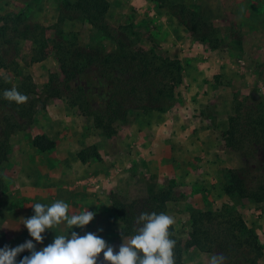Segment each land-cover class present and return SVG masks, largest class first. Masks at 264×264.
<instances>
[{
    "label": "rangeland",
    "instance_id": "rangeland-1",
    "mask_svg": "<svg viewBox=\"0 0 264 264\" xmlns=\"http://www.w3.org/2000/svg\"><path fill=\"white\" fill-rule=\"evenodd\" d=\"M107 1L105 22L130 49L154 50L177 60L181 74L172 97L161 102L162 109L146 112L131 106L109 134L68 97H46L42 89L50 76L63 78L57 45L67 41L112 61L113 41L85 21L60 22L62 0H0V17L24 13L28 23L39 25L37 33L46 41L41 46L32 38L14 40L0 66V77L11 85L29 75L35 84L33 96L39 99L32 119L10 136L8 159L0 167L6 180L0 195V232L7 245L15 248L33 240L39 251L56 235L93 232L118 252L122 223L114 203L145 197L151 187H164L173 192L165 213L174 218L179 240L187 237L191 208L215 210L227 205L257 234L261 246L257 263L264 264V201L224 190L230 170L247 168V181H254L263 157L228 148L222 136L237 102L258 105L264 114V0ZM170 4L196 11L208 28L183 21ZM77 81L90 87L93 103L102 104L107 97V83L96 68H86ZM42 134L55 142L51 149L33 146V138ZM56 200L68 203L69 216L88 209L96 213L94 220L83 229L62 223L46 230L43 243H38L23 218L34 215L35 203L51 205ZM212 254L217 253L191 247L183 260L207 264ZM98 264H104L103 254Z\"/></svg>",
    "mask_w": 264,
    "mask_h": 264
},
{
    "label": "trees",
    "instance_id": "trees-1",
    "mask_svg": "<svg viewBox=\"0 0 264 264\" xmlns=\"http://www.w3.org/2000/svg\"><path fill=\"white\" fill-rule=\"evenodd\" d=\"M168 7L174 12L178 11L183 21L188 19L200 29L208 28L207 22L196 11L184 5L170 4ZM108 8L107 0H62L59 21L65 18L79 19L90 24L113 41L114 58L109 61L102 55H94L67 41L60 43L56 53L63 78L50 76L43 85L42 93L46 97H68L71 105L83 115L90 116L96 127L109 134L113 132L112 124L125 118L131 106L146 112L162 109L161 102L172 97L181 74L177 60L164 58L154 50L130 49L129 43L105 22ZM0 20V66L7 61L8 52L18 38H32L35 43L46 45L43 34L37 33L39 25L28 23L24 13L7 14ZM40 52L42 54V49ZM37 58L41 59V55ZM89 67L96 68V73L107 83V97L102 104L93 103L94 94L90 87L77 81V76ZM12 87L29 97L27 103L17 105L3 98V91ZM33 95H36L35 84L29 75L24 76L17 85H11L0 77V167L8 159L10 136L34 115L39 99ZM261 110L258 105H251L246 100L237 102L232 107L222 134L228 148L247 155L260 153L263 157L254 181H247L250 170L241 167L230 170L224 187L227 194L236 193L241 198L255 201H264V114ZM32 142L35 148L42 151L51 149L55 144L43 134L36 135ZM5 190L6 180L0 170V195ZM172 200L170 188L151 187L145 197L129 202L116 201L114 204L122 231L127 236L133 235L138 227L135 223L138 215L143 212L165 213L167 204ZM189 222L190 228L184 242L174 235L173 226L170 229L171 238L176 241L175 264H185L183 253L191 247L207 253L223 254L226 264H258L261 254L258 236L235 208L227 205L215 210L191 208ZM6 245V236L0 232V248ZM23 257V253L19 254L17 264Z\"/></svg>",
    "mask_w": 264,
    "mask_h": 264
},
{
    "label": "clouds",
    "instance_id": "clouds-1",
    "mask_svg": "<svg viewBox=\"0 0 264 264\" xmlns=\"http://www.w3.org/2000/svg\"><path fill=\"white\" fill-rule=\"evenodd\" d=\"M3 98L17 105L27 103L29 99L16 87L5 89ZM32 208L34 215L23 218V225L29 235L41 244L44 241L42 234L46 230L62 223H66L69 229H83L96 215L85 209L69 216V205L63 200H56L51 205L35 203ZM135 223L138 227L130 237L125 236L122 228L120 229L123 243L118 252L96 233L86 232L80 235L72 231L70 237L69 233L56 235L51 244L39 251L33 240H27L15 248L6 245L0 248V264H17V257L26 250L30 255L19 260V264H98L101 254L104 264H175L176 241L171 238L170 232L175 224L174 218L163 212H143L135 218ZM99 231L102 232L103 229ZM207 264H226V257L223 254H212Z\"/></svg>",
    "mask_w": 264,
    "mask_h": 264
}]
</instances>
